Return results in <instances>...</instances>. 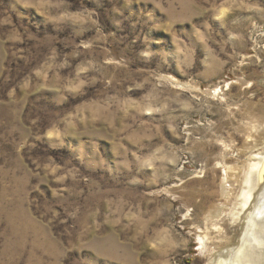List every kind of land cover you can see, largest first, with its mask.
<instances>
[{
    "label": "rangeland",
    "instance_id": "obj_1",
    "mask_svg": "<svg viewBox=\"0 0 264 264\" xmlns=\"http://www.w3.org/2000/svg\"><path fill=\"white\" fill-rule=\"evenodd\" d=\"M260 162L264 0H0V264H236Z\"/></svg>",
    "mask_w": 264,
    "mask_h": 264
},
{
    "label": "bare ground",
    "instance_id": "obj_2",
    "mask_svg": "<svg viewBox=\"0 0 264 264\" xmlns=\"http://www.w3.org/2000/svg\"><path fill=\"white\" fill-rule=\"evenodd\" d=\"M259 166L262 169V171H261V169H259ZM254 168L255 169H258L257 176H259L262 179L263 177H262L261 172L262 173L264 172V165L260 162V163H257L256 165H254ZM248 175H249L248 176L249 178L247 177L248 179L246 180V184L247 185L250 183V176H252V174L249 173ZM252 180H253V178H252ZM249 195L250 194H248V192L243 191V193H242V200L244 199V201H242L241 205H239L241 210H246L247 211L248 209H250V208H248V209L246 208L247 207V203L250 200ZM254 210H255V208H254ZM252 215H253V212L252 211L246 213V216H245V219L247 220L246 223H245V227L246 228L249 225L255 226L254 223L255 222L257 223V221H254V223L251 222L252 219H253V218H251ZM250 218H251V220H250ZM257 219H261V218L258 217ZM257 224L258 225H257L256 228L254 227L253 230L250 229L251 232H252V234L244 241V244L245 243L246 244L242 247V249L240 251V253L242 254L243 257H241L238 261H236V264H247L246 262H247V259L248 258H249V263L250 264H263L264 263V221L262 223H257ZM249 253H250V257L248 256ZM224 262H225V260H224Z\"/></svg>",
    "mask_w": 264,
    "mask_h": 264
}]
</instances>
